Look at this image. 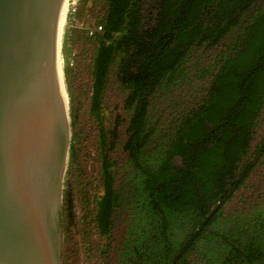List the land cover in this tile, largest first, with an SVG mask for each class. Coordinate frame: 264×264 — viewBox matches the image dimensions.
<instances>
[{
  "label": "trees",
  "instance_id": "1",
  "mask_svg": "<svg viewBox=\"0 0 264 264\" xmlns=\"http://www.w3.org/2000/svg\"><path fill=\"white\" fill-rule=\"evenodd\" d=\"M72 8L63 264H264V0Z\"/></svg>",
  "mask_w": 264,
  "mask_h": 264
},
{
  "label": "water",
  "instance_id": "2",
  "mask_svg": "<svg viewBox=\"0 0 264 264\" xmlns=\"http://www.w3.org/2000/svg\"><path fill=\"white\" fill-rule=\"evenodd\" d=\"M66 1L0 0V264H63Z\"/></svg>",
  "mask_w": 264,
  "mask_h": 264
},
{
  "label": "bare ground",
  "instance_id": "3",
  "mask_svg": "<svg viewBox=\"0 0 264 264\" xmlns=\"http://www.w3.org/2000/svg\"><path fill=\"white\" fill-rule=\"evenodd\" d=\"M68 11H69V0L66 1L64 8H63V11L61 13L60 28L65 27V25H66ZM66 104H67V108H68V99L67 98H66Z\"/></svg>",
  "mask_w": 264,
  "mask_h": 264
},
{
  "label": "rangeland",
  "instance_id": "4",
  "mask_svg": "<svg viewBox=\"0 0 264 264\" xmlns=\"http://www.w3.org/2000/svg\"><path fill=\"white\" fill-rule=\"evenodd\" d=\"M70 11H71V6L69 7V11H68L67 22H66V30L68 29V26H69V23H70V20H71V18H70V14H71ZM84 264H85V261H84ZM86 264H89V262L86 261Z\"/></svg>",
  "mask_w": 264,
  "mask_h": 264
},
{
  "label": "built area",
  "instance_id": "5",
  "mask_svg": "<svg viewBox=\"0 0 264 264\" xmlns=\"http://www.w3.org/2000/svg\"><path fill=\"white\" fill-rule=\"evenodd\" d=\"M73 1H74V0H72V6L75 5V3H73ZM72 6H71V11H70V13L73 12V11L75 10L74 8H72ZM98 29L101 30V29H102V26H99Z\"/></svg>",
  "mask_w": 264,
  "mask_h": 264
},
{
  "label": "flooded vegetation",
  "instance_id": "6",
  "mask_svg": "<svg viewBox=\"0 0 264 264\" xmlns=\"http://www.w3.org/2000/svg\"><path fill=\"white\" fill-rule=\"evenodd\" d=\"M77 0H75V3H76ZM135 264V263H134Z\"/></svg>",
  "mask_w": 264,
  "mask_h": 264
}]
</instances>
